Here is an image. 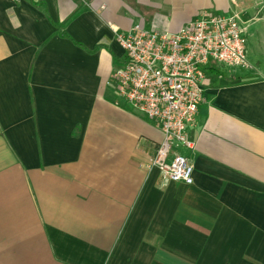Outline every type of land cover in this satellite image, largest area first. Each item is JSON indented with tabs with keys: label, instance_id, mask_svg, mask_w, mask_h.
<instances>
[{
	"label": "crops",
	"instance_id": "1",
	"mask_svg": "<svg viewBox=\"0 0 264 264\" xmlns=\"http://www.w3.org/2000/svg\"><path fill=\"white\" fill-rule=\"evenodd\" d=\"M237 15L247 69L210 60L177 147L116 96V33ZM0 264H264V0H0Z\"/></svg>",
	"mask_w": 264,
	"mask_h": 264
},
{
	"label": "built area",
	"instance_id": "2",
	"mask_svg": "<svg viewBox=\"0 0 264 264\" xmlns=\"http://www.w3.org/2000/svg\"><path fill=\"white\" fill-rule=\"evenodd\" d=\"M115 37L125 55L124 65L113 77L116 92L163 134L146 167L156 169L163 184L191 185L193 166L173 149L190 147L185 131L194 124L203 101V67L210 60L227 67H249L240 18L204 11L176 33L135 26Z\"/></svg>",
	"mask_w": 264,
	"mask_h": 264
},
{
	"label": "rangeland",
	"instance_id": "3",
	"mask_svg": "<svg viewBox=\"0 0 264 264\" xmlns=\"http://www.w3.org/2000/svg\"><path fill=\"white\" fill-rule=\"evenodd\" d=\"M240 22H242V20L240 19ZM242 26V25H241ZM243 28V27H242ZM116 96H117V98H119V96H118V94L116 93Z\"/></svg>",
	"mask_w": 264,
	"mask_h": 264
}]
</instances>
